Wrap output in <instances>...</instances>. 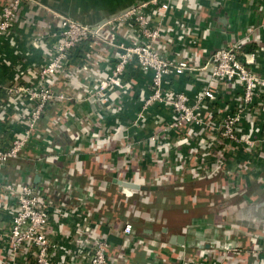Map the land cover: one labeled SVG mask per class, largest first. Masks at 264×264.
<instances>
[{
	"label": "built area",
	"instance_id": "obj_1",
	"mask_svg": "<svg viewBox=\"0 0 264 264\" xmlns=\"http://www.w3.org/2000/svg\"><path fill=\"white\" fill-rule=\"evenodd\" d=\"M188 2L191 0H140L89 26L36 0L0 1V42L3 40L12 51L20 53L18 41L26 37L29 47L39 50L41 55L28 78L18 76L25 69L13 66L12 78L0 85L7 98L5 104L0 102V124L11 134L6 140L0 134V169L9 162L23 160V149L34 139L43 112L53 104L97 102L101 109L119 114L123 107L116 102L130 89L129 74L138 70L150 73V81L146 92L141 93L139 107L127 119V127L140 134L146 130L149 133L117 147L124 160L132 164L130 181L164 185L204 179L208 180V194L222 200L240 194L243 190L233 189L231 180L246 174L248 159L264 157V75L252 68L258 52L253 48L246 50L250 41L246 38L214 49L204 61L183 53L168 57L173 42L170 33L177 34L179 40L187 25L178 18L174 25L165 22H169L174 10L180 9L178 3ZM25 6H29L26 12L31 19L22 17L21 9ZM38 8L49 15L36 16ZM48 21L45 32H35L41 22ZM95 43L107 50L102 59L95 58ZM3 63L11 65L8 60ZM188 76L201 83L194 96L184 88L172 86L175 78ZM72 84L80 86L75 94L69 92ZM222 86L237 89L238 94L232 95L229 104L221 100L216 105L218 88ZM9 109L11 115L7 113ZM151 114L155 116L150 120ZM152 121L154 124H150ZM15 124L20 125V131H11ZM120 130L122 126L116 124L112 131ZM146 148L153 151L149 162L144 158ZM238 153L251 156L238 159ZM149 167L151 171L146 173L144 170ZM243 199L242 204H246L247 198ZM191 200L196 201V196ZM81 203L71 208L53 206L47 194L35 190L28 179L0 176V209L8 214L6 226L0 227V264H77L75 260L80 259L85 260L82 264H110L108 240L104 234L94 235L91 212L87 207L82 209ZM213 203L211 198L208 204ZM52 211L83 218V224L73 230L74 248L66 250L56 263L52 260L56 245L48 237ZM120 232L128 241L124 247L140 245L152 257L151 264L168 262L166 257L157 256L154 247L178 264H220L206 258L203 250L194 261L185 253L172 256L165 249L167 243L135 234L129 221ZM248 238L251 252L257 257L264 246L255 236ZM259 262L263 264L264 260Z\"/></svg>",
	"mask_w": 264,
	"mask_h": 264
},
{
	"label": "crops",
	"instance_id": "obj_2",
	"mask_svg": "<svg viewBox=\"0 0 264 264\" xmlns=\"http://www.w3.org/2000/svg\"><path fill=\"white\" fill-rule=\"evenodd\" d=\"M54 1H57L56 3L61 6L70 4V7H66L67 12L72 9H86L104 14L140 0H98V7L94 6L95 3L92 1L90 4L86 3L85 7L80 5L78 0ZM178 7L180 9L174 10L172 18L165 24H173L175 18H178L185 22L187 29L184 37L179 40L177 34L173 31L170 33L173 42L170 51L166 54L168 57L174 58L183 53L194 59L204 61L214 49L236 40L243 41L248 38L250 41L245 46L246 50L253 48L258 52L252 68L264 75V0H191L188 4L178 3ZM48 8L56 12L52 7ZM28 9L29 6L21 9L22 17L31 19V14L26 12ZM37 12L39 14L36 16L49 15L43 9L38 8ZM36 16H34V20ZM22 22L20 20V24ZM49 24L50 21L41 22L36 27L35 32H45ZM20 39L18 41L20 53L12 51L8 43L3 42V40L0 42L1 86L14 75L13 66V68L20 66L25 69L24 74L18 76L28 78L33 67L41 60L40 51L29 47L26 37ZM94 46L98 47L95 58L102 59L107 50L97 43ZM3 60L10 61L11 65L6 66ZM129 76L131 78L130 89L127 90V93L121 94V98L116 102L123 107L119 114L115 115L111 111L101 109V104L97 102H74L63 106L56 103L47 107L40 118L34 139L23 149V163H7L0 169V176L11 180L28 179L35 190L47 194L53 206L63 205L71 208L75 204L83 202L81 203L82 209L87 207L91 212L90 222L94 225V235L104 234L108 240L107 256L110 264H151L152 257L147 256L140 245L130 248L124 247L128 241L121 235L120 228L126 221H129L131 209L128 208L130 205L126 199H129L131 195L128 196L119 191L113 182L114 178L130 180L131 175L132 164L124 160V157L117 152V147L123 142L131 141L133 137L137 138L143 133H149L146 130L140 134L137 130L128 128L127 119L139 107V99L141 93L147 90L150 73L134 70ZM79 78L82 80L83 75L80 74ZM74 85L69 87V92L72 94L77 93L80 88V86ZM200 85L201 83L191 76L172 80V86L175 89L184 88L193 96L198 92ZM218 94L219 101L216 105H219L221 100L223 104H229V99H232V95L238 94V90L234 88L231 90L222 86L218 88ZM6 101L4 91L0 89V102L5 104ZM64 110L68 111L67 115ZM7 113L11 115L13 112L9 109ZM154 116L155 114H151L150 120ZM215 117L218 118V115ZM116 118L120 122L117 120L118 123H116ZM116 124H120L122 130L113 132V127ZM150 124H154L153 121ZM5 127V125L0 124V134H4V140L11 136L10 129L5 130ZM20 129V125L17 124L11 127L12 132L20 131ZM130 134L134 136H129ZM145 152V161H151L153 151L146 148ZM249 156L251 155L238 153L237 158L245 159ZM248 160L249 168L246 174L231 180L232 186L245 190L244 194L238 195L239 197L236 196L233 200L232 206L238 201L235 207L228 206L213 210L209 207L208 201L211 198L214 199L215 203L223 200L216 195L208 194L205 183H195L194 180L184 181L183 186L180 187L187 189L186 194L182 193L179 195L180 197L177 196V199L193 203L180 208V211L187 216V221L177 226L169 225L168 229L170 234H179L183 231L185 233V246L167 244L165 247L167 251L170 248L177 249V252L181 249L185 251V256L194 261L198 252L203 250L206 258L216 259L220 261V264H229L230 262L260 264L259 259L264 260V251H261L262 253H259L257 257L253 255L251 241L247 236L242 233L225 232L227 220H237L241 224L242 230L253 235L256 234L259 244L264 246V219H262L264 208L248 207L242 210L241 207L245 204H242L243 198H247L246 204L264 201V157ZM144 171L148 173L151 169L149 167ZM35 176L38 177L36 182L34 181ZM171 188L174 189V187ZM194 195L196 201L191 200ZM159 201L162 199L160 198ZM194 210L198 212L197 215L193 213ZM237 212L242 219L235 217ZM0 214L3 218L0 220V227L4 229L8 214L4 212V209H0ZM63 216L52 211L48 225V237L56 245L55 254L52 257L55 263L62 259L66 250L74 248L72 240L74 227L83 224L81 215ZM141 218L146 219V216ZM157 218L155 215L151 217L154 224L159 222ZM219 223L222 224L221 227H216ZM162 236L166 237L163 234ZM216 240H219L220 244L235 243L236 250H225L221 246L216 248L213 245ZM192 243L202 244L204 247L208 245L209 247H186ZM154 249L158 251V257H166L168 260V262L161 261L158 264H178L173 260V257L170 258L167 254H161L158 247H154ZM66 258L69 259V257ZM75 262L82 264L85 260L80 259L75 260Z\"/></svg>",
	"mask_w": 264,
	"mask_h": 264
},
{
	"label": "water",
	"instance_id": "obj_3",
	"mask_svg": "<svg viewBox=\"0 0 264 264\" xmlns=\"http://www.w3.org/2000/svg\"><path fill=\"white\" fill-rule=\"evenodd\" d=\"M37 2H39L40 4L46 6V7H52L57 13L59 14H62V15H65V16H68V17H71L73 18L74 20L82 23V24H85V25H89V26H94L96 23L100 22L101 20H104L105 18H108V17H112L114 14L124 10L126 7L130 6V5H127L123 8H120L118 10H114V11H110V12H107V13H104L103 15H101L100 17H98L97 19H93V20H80L72 15H70L67 10H66V6H61L59 5L58 3H56L57 1H54V0H36ZM139 2V1H138ZM138 2L134 3V4H137ZM49 3V4H48ZM132 5V4H131ZM17 162L19 163H23L21 160H18ZM5 166V165H4ZM3 166V167H4ZM34 181H38V177H34ZM195 183H205L207 184L208 183V180H194ZM113 182L117 185V188L119 191H122L125 193V195L127 194L128 196L131 195L134 196V195H140L141 193H145L148 197H150L148 194L150 191H155V190H159V189H162L161 187H164V188H168V187H180V186H183V183L184 182H174V183H169V184H164V185H148V184H139V183H136V182H133V181H130V180H123V179H120V178H114L113 179ZM137 192V193H136ZM245 190H243L240 194L238 195H242L244 194ZM236 195V196H238ZM232 197V198H228L227 200H223L221 202H217V203H213V204H209V207L212 208L213 210H217L219 208H224V207H228L230 206V204H232V201L235 200V197ZM239 197V196H238ZM132 203V202H131ZM242 207V210L244 209H247L248 207H253V208H264V201L263 202H260V203H247V204H244L241 206ZM131 211H133V205L130 207ZM135 210V209H134ZM135 214L138 213V211H134ZM139 216L141 214H138ZM146 216V219H142V221H140V223H135L133 221H129L132 226H133V229H134V233L145 238V239H148V240H157V241H162V242H165L169 245H175V246H185L184 245V232L181 231L179 234H176V233H172L170 234L169 232V225L167 224H163L161 225L159 228H156V227H153V224H154V221L153 219H151V217L153 215H151V213L149 212H144L142 216ZM235 217L237 219H242L239 212H237L235 214ZM262 219H264V217H262ZM234 225H236L237 227L234 228ZM216 227H221L219 226L218 224L216 225ZM227 229L225 230L226 233H242L244 236H247V237H250V236H256V234H250L249 232H246L244 230H242V227H241V224L239 223V221L237 220H227ZM184 230V229H183ZM163 235H166V237L162 236ZM170 234V235H169ZM169 235V236H168ZM213 245L217 248V247H220L222 249H230V248H235V243H223V244H220L219 240H216L214 241ZM186 247H198V248H208L209 246L206 245L204 247V245L202 244H196V243H192V244H189L187 245Z\"/></svg>",
	"mask_w": 264,
	"mask_h": 264
},
{
	"label": "rangeland",
	"instance_id": "obj_4",
	"mask_svg": "<svg viewBox=\"0 0 264 264\" xmlns=\"http://www.w3.org/2000/svg\"><path fill=\"white\" fill-rule=\"evenodd\" d=\"M91 1L95 3L94 6L96 7L99 6L98 0H78V3L80 5L82 4L83 7H85L86 3L90 4ZM65 6L70 7V4H65ZM68 13L80 20H93L103 15L101 13L89 11L86 9L85 10L72 9ZM235 187L236 186L233 185V189H235ZM161 188L162 189H159V193H158L161 196L159 195L157 196L156 194L152 193L151 195L148 194L150 196L148 197L145 193H141L140 195L139 194L134 195L132 197H129V199H126L127 203H129L130 205L128 206L129 209L133 205V209H132L133 211H131L130 218H128L129 221L140 223V221H142L141 215L144 214L145 211L151 213V215H155L158 217L157 219L159 220V222H156L155 224H153V227H157V228H159L164 223L167 225L177 226L180 223L183 222L184 224L187 221L186 220L187 216L184 215L180 211L181 210L180 208H183L185 205H190V203H193V202L191 201L184 202L183 199H179V200L177 199V196L180 197L179 195H181L182 193H185L187 189L186 188L185 189H179V188L172 189L171 187H168V188L161 187ZM183 196L186 197V195H183ZM160 198L162 199V201H159ZM236 202L238 203V201ZM237 203H233V206L232 204H230V206L235 207ZM134 211L135 212L138 211V213L135 214ZM193 213L195 215L198 214L196 210H194ZM138 214H141V215L139 216Z\"/></svg>",
	"mask_w": 264,
	"mask_h": 264
},
{
	"label": "trees",
	"instance_id": "obj_5",
	"mask_svg": "<svg viewBox=\"0 0 264 264\" xmlns=\"http://www.w3.org/2000/svg\"><path fill=\"white\" fill-rule=\"evenodd\" d=\"M179 189H184V187H179ZM207 189V188H206ZM162 191V190H161ZM152 193H154V194H156L157 196L159 195L158 193H159V190H155V191H150L149 192V195H151ZM159 196H161V195H159ZM163 196V195H162ZM162 198V197H161ZM213 199V198H212ZM170 248V247H169ZM170 250V252L171 253H173V254H175L176 256H180L181 254H183V253H185V251H183V250H178V252H177V249H175V248H170L169 249Z\"/></svg>",
	"mask_w": 264,
	"mask_h": 264
}]
</instances>
